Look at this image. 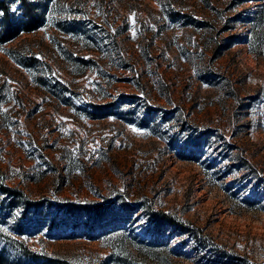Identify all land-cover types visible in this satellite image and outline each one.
<instances>
[{"label":"rangeland","instance_id":"rangeland-1","mask_svg":"<svg viewBox=\"0 0 264 264\" xmlns=\"http://www.w3.org/2000/svg\"><path fill=\"white\" fill-rule=\"evenodd\" d=\"M0 183L69 264H264V0L49 1L0 43Z\"/></svg>","mask_w":264,"mask_h":264},{"label":"trees","instance_id":"trees-1","mask_svg":"<svg viewBox=\"0 0 264 264\" xmlns=\"http://www.w3.org/2000/svg\"><path fill=\"white\" fill-rule=\"evenodd\" d=\"M51 0H24L23 7L18 12L13 13L10 8L12 0H0V9L5 13L0 17V43L12 41L21 33H28L39 28L44 23L48 2ZM22 65L27 66L24 61L15 57ZM3 193L12 207L22 206L25 209H34L38 206V201L27 200L21 191H16L9 186L0 183ZM11 191H14L12 193ZM15 192H18L16 194ZM23 204V205H22ZM155 216L167 214L161 211H152ZM0 264H69L66 260L51 258L45 254L29 249L20 239L0 231Z\"/></svg>","mask_w":264,"mask_h":264},{"label":"snow or ice","instance_id":"snow-or-ice-1","mask_svg":"<svg viewBox=\"0 0 264 264\" xmlns=\"http://www.w3.org/2000/svg\"><path fill=\"white\" fill-rule=\"evenodd\" d=\"M24 0H12L11 8L10 10L13 13L18 12L19 8L23 7ZM5 15L4 11L0 9V17H3ZM95 151V149H93ZM2 198V197H0ZM0 231H7V229H0Z\"/></svg>","mask_w":264,"mask_h":264}]
</instances>
